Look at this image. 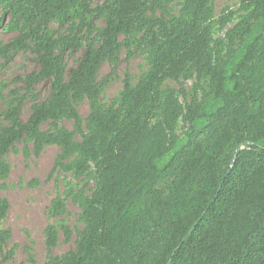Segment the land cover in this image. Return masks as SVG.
<instances>
[{"label":"trees","instance_id":"trees-1","mask_svg":"<svg viewBox=\"0 0 264 264\" xmlns=\"http://www.w3.org/2000/svg\"><path fill=\"white\" fill-rule=\"evenodd\" d=\"M171 1L93 6L91 0H0V29L16 33L0 49V70L31 48L38 69L22 79L25 89L32 92L40 81L51 88L27 121L21 118L24 98L5 112L0 177L10 170L4 157L23 139L33 142L36 154L46 145L60 146L56 167L79 156L77 176L90 163L95 168V190L81 201L86 228L77 247L47 264H264V0H241L249 13L227 37L242 45L223 65L212 48L211 0H185L182 16L169 21L164 6ZM234 14L227 9L218 22L225 26ZM101 17L105 25L97 27ZM53 22L67 32L50 34ZM133 47L148 50L149 69L136 84L126 75L120 107H102L99 96L113 70L100 79L101 65L108 61L115 69L123 48L132 54ZM68 52H82L69 70ZM194 76L210 80L203 102L194 94L184 106L178 91L162 89L167 80ZM180 93L186 96L183 88ZM85 99L88 133L75 107ZM181 116L188 127L175 136ZM63 117L75 122L81 140L58 127ZM47 122L53 128L42 130ZM235 146L242 148L234 152ZM171 175L164 197L159 184ZM9 208L0 200V256L11 238L3 227ZM54 208L63 209L64 202L54 201ZM65 233L69 239L71 231ZM57 241L56 227L49 226L48 246Z\"/></svg>","mask_w":264,"mask_h":264},{"label":"rangeland","instance_id":"rangeland-1","mask_svg":"<svg viewBox=\"0 0 264 264\" xmlns=\"http://www.w3.org/2000/svg\"><path fill=\"white\" fill-rule=\"evenodd\" d=\"M105 0H91L93 6ZM185 0H172L164 6V14L170 21L174 16H182L183 2ZM241 0H211L216 22L213 24L212 48L216 64L223 65L228 60L230 52L242 45V39L230 41L227 32L237 22L242 20L249 12L240 8ZM231 9L235 12L232 20L225 26L218 22L220 15ZM161 12L159 11V14ZM105 25V18L96 21L97 27ZM50 34L66 33V27L62 28L57 22L49 25ZM96 32H91V37ZM16 36V33L0 29V49ZM132 54L127 48L121 52V61L114 69L113 65L105 61L100 68L99 78L109 74L113 70L112 82L102 89L99 96V104L102 107L111 105L120 107V99L125 87V78L129 74L133 84H136L151 65L148 50L132 48ZM82 52L67 53L65 65L69 70L76 67L81 59ZM5 62L0 55V65ZM38 69L37 55L29 48L19 52L13 60L0 70V129L8 125L4 114L19 100L24 98L21 118L27 121L32 107L36 102L44 101L51 95L50 84L40 81L35 89L27 93L22 79ZM173 88L178 91L180 100L184 106L189 104L192 96L197 95L200 102L210 90V80H198L195 76L190 79L167 80L162 89ZM183 88L186 96L180 93ZM36 96L37 98H34ZM82 118L83 131L89 132L87 119L91 112L90 102L85 99L75 104ZM57 125L61 129L74 131L77 140L82 139L80 132L76 131L75 122L72 119L61 118ZM188 127V122L181 116L173 131L175 136H182ZM42 130L53 128L51 122L44 123ZM242 147H234L237 152ZM233 152V154H234ZM62 153L58 145H46L39 154H36L33 142L23 139L15 143L10 152L4 157L9 165V173L6 177H0V200H6L9 205L7 218L3 227L11 231V238L5 246L2 255L11 250L13 255L4 260L3 264H47L51 259L64 253L75 250L86 223L81 218L83 206L82 198L92 195L96 186L94 164L90 163L89 170L77 176L76 162L79 156H73L65 161L62 166L56 167V162ZM69 166L72 169H67ZM225 167V166H224ZM174 175L165 176L159 184L164 197L171 191ZM64 202V208L56 211L54 201ZM56 227L58 241L53 247L47 244V229ZM71 231L67 239L65 229Z\"/></svg>","mask_w":264,"mask_h":264}]
</instances>
